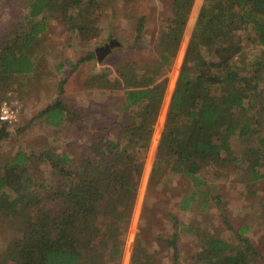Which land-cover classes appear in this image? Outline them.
<instances>
[{
	"label": "trees",
	"instance_id": "trees-1",
	"mask_svg": "<svg viewBox=\"0 0 264 264\" xmlns=\"http://www.w3.org/2000/svg\"><path fill=\"white\" fill-rule=\"evenodd\" d=\"M119 1L138 11L141 0ZM201 1L168 0L145 66L131 57L113 64L122 88L103 91L113 103L108 111L69 108L60 94L38 112L51 128L85 134L80 144L0 156V225H8L15 238L1 247L0 264H121L149 143L151 156L156 149L149 190L167 172L200 189L206 186L202 172L216 168L214 175L220 177L216 171L228 165L238 166L253 190L264 180V0H203L165 104V119L163 109L159 120L164 122L157 145L167 74ZM26 3L12 13L0 35V97L38 80L36 47L52 23H61L71 34L67 40L72 48H84L100 37L104 0ZM191 9L193 20L187 24ZM146 22L144 14L136 17L128 48H140ZM116 41L112 48L122 46ZM248 42L258 45L252 57L244 54ZM94 57L89 52L77 64ZM94 73L90 82L97 85L112 70ZM91 121L99 125L90 126ZM8 128L0 129V142L9 135ZM238 145L242 147L235 152ZM35 162L49 173L44 176ZM194 199L190 195L184 203ZM169 216L174 228L169 237L149 239L140 226L130 264H158L154 242L171 250L172 264H178L179 223ZM223 221L235 243L196 233V264H261L249 239L226 217Z\"/></svg>",
	"mask_w": 264,
	"mask_h": 264
},
{
	"label": "rangeland",
	"instance_id": "rangeland-1",
	"mask_svg": "<svg viewBox=\"0 0 264 264\" xmlns=\"http://www.w3.org/2000/svg\"><path fill=\"white\" fill-rule=\"evenodd\" d=\"M104 2V6L99 11L102 12L99 38L91 40L84 48H72L68 46L67 40L71 34L61 23H52L45 38L36 47L37 50L34 48L38 54L36 68V73L39 74L38 80L31 79L27 89L21 92L8 91L6 95L0 97V100H4L9 96L17 102L19 113V121L9 126V135L0 142V156L17 151L27 153H37L44 149L61 151L65 146L80 144L85 134H77L74 129L65 131L63 126L51 128L37 116L38 112L60 94L64 104L69 108L98 110L101 113L108 111L113 107V103L103 91L122 88V82L113 72V64L131 57L137 59L141 66H145L151 60L155 37L162 23L161 15L168 10V0H141L138 11L124 8L119 0H104ZM26 4V0H0V35L12 13L20 8L23 9ZM202 4L203 0L196 10L194 20L193 16L191 17L193 5L187 21L188 24L191 17L192 27L190 29L188 26L187 30L185 28L186 32L183 33L173 65L167 74L165 100L156 122L161 125L157 145L168 107L165 104H169L185 49ZM140 13L147 16L146 38L140 48L134 51L128 48V45L135 36L134 23ZM116 40L122 43V46L112 48V43V46L118 44ZM106 46H110V50L101 56L98 51ZM257 49L258 45L248 42L244 54L252 57L257 54ZM89 52H93L95 57L77 64L78 60ZM97 54L101 57L100 60H97ZM101 68L112 70V74L95 85L90 80L94 72ZM163 109L164 119L159 121ZM89 124L93 127L99 125L95 121ZM155 134L154 126L152 137L155 138ZM149 146L125 237L121 264H130L133 243L140 226L145 229L144 234L149 239L157 235L169 237L174 231L169 214L177 217L179 223L178 264H196L194 256L199 250L196 245L197 235L202 232L217 234L226 241L235 243V235L227 228L223 221L224 217L235 230L249 239L261 258V264H264V180H261L253 190L249 182L241 178L240 168L228 165L225 169L216 171L222 175L220 177L214 175L216 168L202 172L206 186L200 189H193L185 177L167 172L161 174L158 183L149 190V177L156 152L155 149L151 156L153 148L150 143ZM238 146L235 152L242 147V145ZM35 164L43 169L44 176L49 173V168L44 164L40 162ZM193 194L195 199L186 205L184 200ZM145 210L147 215L144 213ZM14 239L12 229L8 225H0V249ZM153 246L158 264H172L171 250L160 245L159 242H154Z\"/></svg>",
	"mask_w": 264,
	"mask_h": 264
},
{
	"label": "built area",
	"instance_id": "built-area-1",
	"mask_svg": "<svg viewBox=\"0 0 264 264\" xmlns=\"http://www.w3.org/2000/svg\"><path fill=\"white\" fill-rule=\"evenodd\" d=\"M0 100V129L3 125L11 126L19 121L17 102L9 99Z\"/></svg>",
	"mask_w": 264,
	"mask_h": 264
},
{
	"label": "water",
	"instance_id": "water-1",
	"mask_svg": "<svg viewBox=\"0 0 264 264\" xmlns=\"http://www.w3.org/2000/svg\"><path fill=\"white\" fill-rule=\"evenodd\" d=\"M112 45H113V43H112ZM112 45H111V46H112ZM109 50H110V46H106V47L100 49L98 52H99V53L101 54V56H102V55L106 54ZM99 53H98V54H99ZM98 54H97V59L100 60L101 57H100Z\"/></svg>",
	"mask_w": 264,
	"mask_h": 264
},
{
	"label": "crops",
	"instance_id": "crops-1",
	"mask_svg": "<svg viewBox=\"0 0 264 264\" xmlns=\"http://www.w3.org/2000/svg\"><path fill=\"white\" fill-rule=\"evenodd\" d=\"M98 60V59H97Z\"/></svg>",
	"mask_w": 264,
	"mask_h": 264
}]
</instances>
